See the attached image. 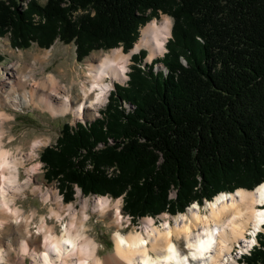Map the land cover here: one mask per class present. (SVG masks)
<instances>
[{"label": "trees", "instance_id": "1", "mask_svg": "<svg viewBox=\"0 0 264 264\" xmlns=\"http://www.w3.org/2000/svg\"><path fill=\"white\" fill-rule=\"evenodd\" d=\"M162 14L174 19L164 57L144 63L146 50L135 53L102 117L65 124L41 155L67 202L76 186L125 194L134 224L264 182V0H31L25 9L0 0V37L20 49L73 42L79 61L132 50ZM258 240L239 264H264V233Z\"/></svg>", "mask_w": 264, "mask_h": 264}, {"label": "bare ground", "instance_id": "2", "mask_svg": "<svg viewBox=\"0 0 264 264\" xmlns=\"http://www.w3.org/2000/svg\"><path fill=\"white\" fill-rule=\"evenodd\" d=\"M165 17L169 16L151 20L141 30V36L130 53L114 48L101 55H92L83 71L72 78L70 86L62 83L53 73L38 76V62L47 61L50 50L43 56L32 55V64L25 65L19 59L9 66L6 78L0 81V249H3L6 261L15 253L23 259L28 255L33 264H45L43 254L47 253L53 264H80L81 260L87 259L80 249L84 241H78L75 248L64 241L76 236L84 216H88L84 225L89 231L84 235L99 245L89 233L92 213H97L102 220L109 217V225H114L115 233L119 232L124 237L121 243L114 236V252L108 256L102 257L99 247L95 250V257L102 264H144L149 257L152 260L160 258L161 264H234L231 257L233 248L237 244L242 245L248 234L252 238L244 240V247H252L257 241L256 234L264 231V206H261L264 202H261V192L258 191L264 187L261 184L253 190L239 188L231 193H220L204 206L195 203L186 212L166 218L161 224L153 217H147L142 220L141 226L124 232L121 199L117 204L118 200L109 196L87 197L78 193L75 201L66 204L55 188H45L38 180L42 170L38 161L39 151L51 142L50 137L29 139L27 135L23 136L21 145L13 151L4 145L7 133L5 123L14 119L6 112V106L17 110L35 106L53 116L71 113L75 120L85 115L95 117L107 103L112 86L127 80L133 53L146 50L148 62L165 55L173 31V21L169 33L160 31ZM36 140L41 143L33 148ZM13 141L14 136L10 135L9 142ZM27 144L26 149L24 146ZM37 164L41 167L36 168ZM111 169L117 172L116 167ZM27 192L39 196L43 204L49 206L50 217L62 225L60 233L57 226L48 224L45 215H40L39 222L36 221L39 215L37 208L25 214L18 205V199ZM32 226L37 229L33 231ZM13 233L17 247L12 245L13 238L8 242ZM4 239L7 242L3 244ZM253 239L254 244L251 243ZM209 240L210 243L201 247L202 242ZM170 249L175 250L176 259L164 260V257L172 255ZM88 264H94V260H89Z\"/></svg>", "mask_w": 264, "mask_h": 264}, {"label": "rangeland", "instance_id": "3", "mask_svg": "<svg viewBox=\"0 0 264 264\" xmlns=\"http://www.w3.org/2000/svg\"><path fill=\"white\" fill-rule=\"evenodd\" d=\"M30 1L31 0H19V3H20V6H23L25 9V8H27V4ZM38 1L41 4H45L47 2V0H38ZM164 16H169V15L168 14H162L161 17H159L157 19H161ZM169 17L172 19V21L174 23V19L171 16H169ZM38 19H39V17L35 16V20H38ZM154 19H156V18H154ZM9 37H10L9 34H7L3 37H0V55L3 58L2 62L0 63V81L3 80L4 78H6L8 68L13 62L20 59L23 64L25 62V65L26 64L27 65L32 64L34 61L32 55H37V54L40 55L41 54V56H43V54L45 52H47V50H50V55L48 57L49 59L47 61L41 60L38 62L39 63V65H38L39 67L37 66L38 76L42 77L44 74L47 75L49 73H53L61 80L62 83H65L68 86H70L72 78L74 76H76L77 72L83 71L82 69L85 68L87 61L89 59H91L92 55H94V54L101 55L103 53L109 52L112 49H114V48H112V49H108V50L93 51L83 61H79L77 58L76 45L73 42L66 44V43L60 41L59 39H57L49 48L41 47L37 42H33L30 47L25 48V49H20V48L13 47L11 45V41H10ZM116 48H121L125 53L131 52V50L130 51L125 50L123 46H119ZM136 53H138V52H136ZM134 54L135 53L132 54V57ZM163 57L164 56H162L161 58H163ZM161 58H159V59H161ZM144 63H151V62H148L145 59ZM132 64H134L133 60H131L130 67L128 69L127 80L125 82L115 83L114 86H112L109 97H110L112 91L115 90L116 85H127ZM162 66H163V64L161 62H159L158 64L155 65V70H160V69L165 70V67L164 66L162 67ZM109 97H108L107 103H105V105L102 106L99 113L95 117L90 118L87 115H85L83 118H80L78 120H75L74 116L71 113L67 114V115L53 116L49 111H46V110L43 111L39 108H36L35 106H27V107H24V108L18 109V110L6 106L5 107L6 112L13 115L14 119L5 123V128H6L7 133H6L4 145L6 148H9L10 150L13 151L19 145H21V138L23 136L27 135L26 137L29 139H35L37 137H50L52 139L51 142L48 145L42 147V149L39 151L38 161H40L42 164V170H41V173H39V175H38V180L41 181V183L45 185V188H47V187L53 188V189L55 188V190H57V192H59L61 198L63 199V201L66 204L71 203L77 199L78 193H82L81 189L76 186L75 187L74 200L71 202H67L65 200L63 194L60 191V185H59L58 181L57 180L49 181L47 179V177H46V173H47L46 166H45V163L41 160L42 152L48 146H54L57 144L61 130L63 129L65 124L69 123L70 125L74 126V125L78 124L79 122L84 124L86 122L93 121L97 118H101V116H102L101 112L106 108V106L109 102ZM124 105L128 106L126 103H124ZM10 135L14 136L15 141L9 142ZM24 147L27 149L28 144L25 145ZM28 163H30V161H28ZM95 196H97V195H88L87 197H95ZM105 196H109L112 200H118V198H119V197L115 198L110 194L105 195ZM120 197H123V199H121L122 200L121 209H122L123 215H124V219H123L124 226L122 229L124 232H128L129 230L133 229L134 227L141 226L143 219H145L147 217H152V216H146L144 218H141L137 224H134L132 219L130 220L128 218V215L124 213L123 207L125 204V200H124L125 195H122ZM176 197H177V191H176V189H172L171 194H170V198L175 199ZM194 204L195 203H193L192 205H194ZM18 205L24 209L25 214H29L32 212V210L34 208H37L39 210V215L36 218V221L39 222L40 215H45L47 217L48 224L50 226H52V225L57 226V228H56L57 232L60 233L62 225H60L56 219L50 217L49 206L44 205L39 196L34 195L31 192H27L21 198L18 199ZM200 206H202V205H200ZM172 216H174V215H172L168 212H165V213L160 214L158 217H153V218L159 224H161L166 218H171ZM99 217L100 216L97 213H92L91 220H90V225H92V226H91L89 233L91 234L92 237L96 238L97 241L99 242V245H101V247H99V254L102 257H104V256H108L114 252V247H115L114 234L116 231V227L114 225H109V221H111V219L109 217H106L105 220H102V218L101 217L99 218ZM36 229L37 228L35 226H32L33 231H35ZM260 233H264V231L263 230L260 231L258 236L260 235ZM3 236L5 237V234H2V237ZM12 238H13V240H11ZM6 240L4 239L3 244L7 242ZM10 240L12 242L13 247L14 246L17 247V241H16L14 233H13V235L9 236L8 242ZM259 244L260 243H259V240L257 238L256 246ZM237 245H240V244H237ZM240 246H241L240 250H238V251L235 250L232 253L231 257L234 261V264H239L240 261L243 259V258L239 259L240 252L242 250H247V248L244 247L245 245L242 244ZM20 257L21 258H19L18 256H15V253H13L11 256L8 257L9 259L7 262H10L12 264H33L31 257H29L28 255H26L24 257V259L22 256H20ZM237 260H239V262Z\"/></svg>", "mask_w": 264, "mask_h": 264}, {"label": "clouds", "instance_id": "4", "mask_svg": "<svg viewBox=\"0 0 264 264\" xmlns=\"http://www.w3.org/2000/svg\"><path fill=\"white\" fill-rule=\"evenodd\" d=\"M171 24H172V19L169 18V17H165L164 18V27L160 31L162 33H169V31H170L169 26ZM6 118L10 119L11 117H6ZM40 143H41L40 140H36L33 143V148H35ZM35 167L36 168H40L41 165L37 164ZM258 191L261 192V202H264V187L258 189ZM116 203L120 204V201L118 200ZM88 219H89L88 216H84L83 221L81 222L79 231L77 232L76 236L71 238V239H67L64 242L71 244L73 246V248H75L77 246V242L78 241H84V243L82 245H80V249L87 256V259L81 260L80 264H88L89 260H94V264H102V261L99 258L95 257V250L98 247H101V245H97L96 243H94V241L92 239H90L86 235H84L85 232L89 231V229L86 228L85 225H84V222H86ZM262 222H264V221H262ZM73 227H75V225H73ZM114 236H115V239L117 241H119L121 243L124 242V237H122L119 232L115 233ZM253 236H255V233H253ZM204 243H210V240L208 242H202L201 243V247H203ZM251 243L254 244L255 240L253 239V241ZM190 247H196V245H190ZM89 249H91V252H89ZM55 250L57 252L60 251L59 248H55ZM25 251H27L26 247H25ZM170 251L172 252V255L164 257L163 258L164 260H169L170 261V260L176 259L177 254L175 253V250L174 249H170ZM43 259L45 261V264H53V261L49 259L47 253L43 254ZM0 264H7V261L5 259V253H4L3 249H0ZM144 264H161V259L157 258L155 260H152L149 257V258H146L144 260Z\"/></svg>", "mask_w": 264, "mask_h": 264}, {"label": "built area", "instance_id": "5", "mask_svg": "<svg viewBox=\"0 0 264 264\" xmlns=\"http://www.w3.org/2000/svg\"><path fill=\"white\" fill-rule=\"evenodd\" d=\"M106 172H107L109 175H113V174H115V172L112 171L111 166L108 167V168L106 169Z\"/></svg>", "mask_w": 264, "mask_h": 264}, {"label": "water", "instance_id": "6", "mask_svg": "<svg viewBox=\"0 0 264 264\" xmlns=\"http://www.w3.org/2000/svg\"><path fill=\"white\" fill-rule=\"evenodd\" d=\"M162 67H163V66H162ZM262 184H264V182H263ZM260 185H261V184H260ZM260 185H258V186H260ZM258 186H257V187H258ZM207 203H208V201H207ZM261 206H262V205H261ZM187 209H188V208H187ZM263 209H264V208H263Z\"/></svg>", "mask_w": 264, "mask_h": 264}]
</instances>
